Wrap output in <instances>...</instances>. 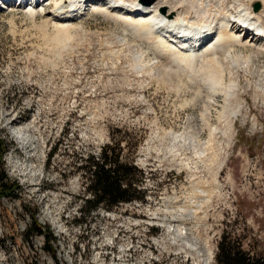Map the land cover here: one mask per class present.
<instances>
[{"label": "rangeland", "instance_id": "1", "mask_svg": "<svg viewBox=\"0 0 264 264\" xmlns=\"http://www.w3.org/2000/svg\"><path fill=\"white\" fill-rule=\"evenodd\" d=\"M54 2L32 15L0 5V145L20 188L0 197V264H216L223 232L264 254V51L238 49L223 79L236 95L209 96L197 67L161 60L150 36L100 12L58 43ZM111 142L141 171L144 201L78 223L77 168ZM33 220L54 239H28Z\"/></svg>", "mask_w": 264, "mask_h": 264}, {"label": "bare ground", "instance_id": "2", "mask_svg": "<svg viewBox=\"0 0 264 264\" xmlns=\"http://www.w3.org/2000/svg\"><path fill=\"white\" fill-rule=\"evenodd\" d=\"M17 1L19 6L15 8L25 9L29 15L41 13L45 8L42 7L45 0ZM218 1L217 10L213 11L203 9L204 4L200 6L197 0H156L148 7L139 5L138 0H60L59 3L54 2L53 9V19L58 28L55 39L60 43V33L67 32V28L83 14L100 12L109 20L124 24V28H133L139 36H146L145 39L150 36L161 60L195 73L197 67V72L203 74L196 81L198 84L195 83L199 88L197 93L209 96L223 94L227 98L236 95L239 86L234 81L227 84L223 80L224 73L234 66L238 67V49H248L252 54L264 51V2L263 10L255 14L250 7L255 1L233 0L230 5L227 0ZM9 3L10 0H0L3 7ZM87 4L90 6L85 9ZM181 8L185 12L182 13ZM212 33L214 35L209 38ZM245 62L248 64V60Z\"/></svg>", "mask_w": 264, "mask_h": 264}, {"label": "trees", "instance_id": "3", "mask_svg": "<svg viewBox=\"0 0 264 264\" xmlns=\"http://www.w3.org/2000/svg\"><path fill=\"white\" fill-rule=\"evenodd\" d=\"M3 142L0 145V197L16 198L19 185L5 174L3 157L6 153ZM55 150H53L54 152ZM122 149L119 143H110L102 147L100 159L88 156L85 164L79 166V177L82 180L81 200L78 204L81 219L78 223L85 224V218H90L99 209L112 211L122 204L136 200L144 201V191L134 183V177L141 171L132 161H123ZM39 224L33 220L30 225L28 239L34 236H44L47 240L54 238L39 229ZM239 237L223 232L217 243L214 256L216 264H264V254L245 250ZM45 251L48 252L47 249ZM53 254V250L49 249Z\"/></svg>", "mask_w": 264, "mask_h": 264}, {"label": "water", "instance_id": "4", "mask_svg": "<svg viewBox=\"0 0 264 264\" xmlns=\"http://www.w3.org/2000/svg\"><path fill=\"white\" fill-rule=\"evenodd\" d=\"M155 1H156V0H139V3L142 4L143 6L148 7V6L153 5V3H154ZM258 8H259L258 5H255V6H254V10H255V11H256ZM161 11H163V10H161Z\"/></svg>", "mask_w": 264, "mask_h": 264}]
</instances>
